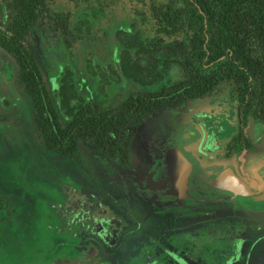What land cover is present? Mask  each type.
<instances>
[{"label":"trees","instance_id":"obj_1","mask_svg":"<svg viewBox=\"0 0 264 264\" xmlns=\"http://www.w3.org/2000/svg\"><path fill=\"white\" fill-rule=\"evenodd\" d=\"M77 8L115 26L109 37L121 49L106 77L97 71L101 80L164 83L135 89L113 105L83 102L65 70L50 91L26 41L38 34L75 48L91 28L87 16L76 17ZM0 57L14 65L46 151L74 158L80 140L121 157L133 129L156 111L203 98L222 80H264V0H0ZM88 66L93 73L101 68Z\"/></svg>","mask_w":264,"mask_h":264},{"label":"flooded vegetation","instance_id":"obj_2","mask_svg":"<svg viewBox=\"0 0 264 264\" xmlns=\"http://www.w3.org/2000/svg\"><path fill=\"white\" fill-rule=\"evenodd\" d=\"M85 13L81 11L82 18ZM1 59L12 66L15 83L28 101L33 151L36 143L42 149L31 151L36 153L30 161L33 166L36 164L38 172L35 192L39 184L46 182L40 183L43 178L49 179L50 184L45 187L49 193L40 206L43 220L39 223L46 228L42 232L48 240V251L26 252L30 240L24 237V231L28 226L19 220L24 211L17 210L13 201L0 197V213H13L15 218L7 221L0 218V225H5L0 236V264H48L58 255L65 264H264V212L229 209L180 216L123 188L124 180H136L138 150L133 143L136 127L121 157L96 151L80 140L76 142L74 158L46 151L38 138L29 99L15 79L14 65L7 57ZM87 70L92 74L98 71L95 67L93 73L88 65ZM41 73L50 91L58 87L60 76L50 83ZM68 82L83 102H95L83 99L73 81ZM99 82L101 86L116 83ZM134 83L138 86L135 89H146ZM247 83L222 80L205 97L189 100L172 111L186 112L187 120L197 127L205 124L207 133L214 124H220L223 130L218 132L219 146L210 151L198 146L196 155L208 161L230 163L245 179L260 184L261 174L257 170L264 166V80ZM243 90L242 101L239 97ZM191 102L196 104L195 108L185 107ZM60 112L64 115L63 109ZM0 116L1 127V123L8 121V114L0 108ZM82 153L87 156L83 158ZM42 192L39 189L41 195ZM15 195L28 203L26 195L19 191Z\"/></svg>","mask_w":264,"mask_h":264},{"label":"rangeland","instance_id":"obj_3","mask_svg":"<svg viewBox=\"0 0 264 264\" xmlns=\"http://www.w3.org/2000/svg\"><path fill=\"white\" fill-rule=\"evenodd\" d=\"M81 11V9L76 11L75 15L77 18H82ZM86 16L88 17V21H90L89 23L91 26L88 33L89 37H87L86 40L81 41L75 48H65L60 45L55 46L52 38L43 40L38 34L32 35L26 41V44L48 82L50 81V83H54L65 70H69L74 88L76 89V92L83 97V99H89L104 104H111L120 100L126 93L138 86L130 79H124L116 83L111 82L101 86L99 82L101 79H99L97 73L92 74L87 70L88 64L101 66V68L96 67V69L98 71L103 70V74L106 77V66L112 65L113 60L116 59L121 47L118 43H114L109 37L110 32L115 26H108L109 24H106V21L102 18L93 19L90 15ZM85 26L86 25H81L83 33L85 32ZM163 83L164 82L152 84L145 86L144 88L155 90ZM99 84L101 87H99ZM27 102L26 97L15 83L12 66L0 58V108L8 114V121L3 124L1 123L0 127V197H4L5 200L9 202L13 201L12 205H15L17 210H21L22 212L24 211L23 216H21L19 220H22L27 224L25 226H28L27 231L29 233L24 231V237H28L30 240L27 245L28 249L26 252H33L38 249H44L45 244L48 243V240L43 238V232L41 231L44 225L42 224L40 226L39 223L42 218L40 215V206L43 204L42 199H46L49 192L47 189H42L40 190V192L43 191L41 195L39 193V189L43 188V186L38 188V192H35L34 183L38 172L36 164L33 166V163L31 162V158L36 153L31 152L34 150L33 147H35V145L33 130L30 127V107ZM188 106L195 108L196 104L194 105L191 102L185 107L188 108ZM158 115L159 116L150 123L153 122L156 124L158 118L162 117L168 118L169 120L174 118L175 120H179L181 122H188L185 126H183L186 128L185 132L189 135L188 149L192 150L194 155L204 164L218 162L200 158V156L196 155V149L200 146L203 150L205 149L206 151H210L219 146V139L221 135H219L218 132L223 130L220 129V124H214L213 130L211 129L207 133L205 132V124L200 123V126L197 127L187 120V114L182 110L161 112ZM189 123H191L190 126L187 125ZM200 128L202 130L201 133L199 132ZM165 129L168 133L169 129L167 126ZM137 137L136 139H140L139 142L137 141L140 147L136 145L137 142L134 144V147L138 150V156L140 155V157H142L146 152V150H144L145 141L143 140V137ZM146 143H149L148 139L146 140ZM36 147L38 148V151L40 150L42 152L41 146L37 143ZM86 156L87 155H83L82 153L83 158ZM35 160H38V158H35ZM139 168L140 167L138 166V170L135 172L136 180H124L122 185L123 188L131 190L135 196L141 198V196H144L143 194L145 192L143 183V174L145 173V170H140ZM239 175L244 178L241 174ZM46 176L49 177L50 175L47 174ZM44 180H46V182ZM41 181H44L43 185L45 186L50 184L49 179L43 178L40 180V183ZM17 191H19L22 196L26 195V199L29 197L28 203H26L19 195H15L17 194ZM13 195L15 196L13 197ZM217 197L220 198V195H217ZM14 200L18 202V204H15ZM20 200L21 203H19ZM223 202L224 203L219 201V205H216V207L215 205L213 207L203 205V202L201 204L202 206H200L196 212H182L172 206H164V208L171 210L173 213L180 216L188 217L203 215L215 210L220 211L229 209L264 212V202H258L250 206L238 205L229 208H226L228 205H226L227 203H225V201ZM236 203L237 202H235V204ZM23 205L25 207H23ZM0 214L2 221L15 219L13 217V213L3 211ZM15 222L20 223L18 220ZM4 227V224L0 225V236L4 234L2 231L4 230ZM24 229L26 230V228Z\"/></svg>","mask_w":264,"mask_h":264},{"label":"water","instance_id":"obj_4","mask_svg":"<svg viewBox=\"0 0 264 264\" xmlns=\"http://www.w3.org/2000/svg\"><path fill=\"white\" fill-rule=\"evenodd\" d=\"M168 111L172 110H162L154 114L141 127L135 129L136 137H143L146 150L142 157L138 156L139 169L145 170V192L141 198L162 206L175 207L182 212H196L203 202V205L216 207L219 201H225L228 205L226 208L264 202V166L257 170L261 174V182L257 184L241 177L230 163H202L187 147L189 135L183 126L188 122L162 117L158 118L156 124L150 123L159 113ZM137 141L140 139L135 138L133 143L136 144ZM138 142L136 145L140 147ZM42 186L40 190L46 189L45 185L40 187ZM43 230L45 232L46 228ZM46 247L47 244L44 249L36 251H48ZM60 257L58 255V258H51L48 264H65Z\"/></svg>","mask_w":264,"mask_h":264},{"label":"crops","instance_id":"obj_5","mask_svg":"<svg viewBox=\"0 0 264 264\" xmlns=\"http://www.w3.org/2000/svg\"><path fill=\"white\" fill-rule=\"evenodd\" d=\"M41 185H42V184H39V186H41ZM42 201H43V199H42ZM41 206H42V205H41ZM41 220H43V217L41 218ZM41 220H40V221H41Z\"/></svg>","mask_w":264,"mask_h":264}]
</instances>
